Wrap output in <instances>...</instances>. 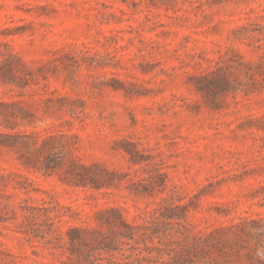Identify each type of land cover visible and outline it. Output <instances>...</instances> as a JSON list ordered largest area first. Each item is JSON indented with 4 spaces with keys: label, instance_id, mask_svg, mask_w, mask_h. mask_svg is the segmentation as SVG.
I'll return each instance as SVG.
<instances>
[{
    "label": "rangeland",
    "instance_id": "374dc122",
    "mask_svg": "<svg viewBox=\"0 0 264 264\" xmlns=\"http://www.w3.org/2000/svg\"><path fill=\"white\" fill-rule=\"evenodd\" d=\"M18 133L110 185L25 166L1 143ZM47 192L65 227L185 204L231 264H264V0H0V264H63L21 229Z\"/></svg>",
    "mask_w": 264,
    "mask_h": 264
},
{
    "label": "trees",
    "instance_id": "16d2710c",
    "mask_svg": "<svg viewBox=\"0 0 264 264\" xmlns=\"http://www.w3.org/2000/svg\"><path fill=\"white\" fill-rule=\"evenodd\" d=\"M1 143L13 148L25 166L44 172L60 171V180L73 186L110 185L97 166L67 159L66 140L53 135L2 134ZM61 139V138H60ZM40 204L24 203L22 231L44 247L65 256L63 264H231L216 229L196 228L188 219L187 205L167 200L146 209L141 221L129 222L119 208L96 211L92 223L69 224L78 212L47 192ZM173 196L170 198L172 199ZM245 219L237 225L245 230ZM239 237V236H238Z\"/></svg>",
    "mask_w": 264,
    "mask_h": 264
}]
</instances>
